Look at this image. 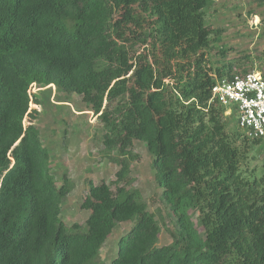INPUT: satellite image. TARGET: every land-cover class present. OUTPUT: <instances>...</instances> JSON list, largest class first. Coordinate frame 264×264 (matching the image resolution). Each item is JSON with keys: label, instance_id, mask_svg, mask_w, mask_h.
Masks as SVG:
<instances>
[{"label": "trees", "instance_id": "1", "mask_svg": "<svg viewBox=\"0 0 264 264\" xmlns=\"http://www.w3.org/2000/svg\"><path fill=\"white\" fill-rule=\"evenodd\" d=\"M213 5L0 0V264H94L123 223L133 226L111 264H264V177L241 170L247 149L264 142L230 135L226 109L210 103L218 81L248 73L250 57L216 67L226 52L212 46L222 30L205 26ZM138 43L131 58L127 46ZM34 86L81 96L104 124L107 150L120 154L115 191L87 182L83 232L61 218L71 184L50 173ZM135 141L176 218L167 246L130 178Z\"/></svg>", "mask_w": 264, "mask_h": 264}, {"label": "rangeland", "instance_id": "2", "mask_svg": "<svg viewBox=\"0 0 264 264\" xmlns=\"http://www.w3.org/2000/svg\"><path fill=\"white\" fill-rule=\"evenodd\" d=\"M204 15L206 27L222 30V41L213 42L212 46L222 47L226 56L214 57L216 67L248 56L250 60L245 66L246 71L257 72L264 77V0H214V5L205 9ZM127 50L134 58L144 50V46L138 43L127 46ZM32 91L41 101L35 125L40 133L41 145L50 157V173L59 187L65 178L71 184L70 194L61 203V218L69 228L79 225L83 232L89 218V212L81 208L87 193V182L92 181L95 185L106 183L115 191L120 154L107 150L104 124L81 96L62 93L54 86L42 89L34 86ZM118 103L115 101L109 106L114 109ZM224 122L230 135L236 133L243 136L233 113L225 114ZM132 153L134 158L129 159L133 186L141 192L148 211L155 215L159 223L161 234L158 246L170 245L177 231L176 218L162 198L163 191L156 181L152 156L143 143L136 141ZM241 170L245 176L254 173L258 178L264 177V144L251 145L247 149L241 161ZM132 226V223L119 224L94 264H111L117 255L119 240Z\"/></svg>", "mask_w": 264, "mask_h": 264}, {"label": "built area", "instance_id": "3", "mask_svg": "<svg viewBox=\"0 0 264 264\" xmlns=\"http://www.w3.org/2000/svg\"><path fill=\"white\" fill-rule=\"evenodd\" d=\"M210 103L237 117L238 127L252 140L264 142V77L257 72L218 81Z\"/></svg>", "mask_w": 264, "mask_h": 264}]
</instances>
